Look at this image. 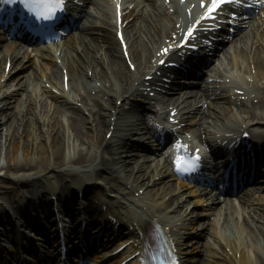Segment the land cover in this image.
Wrapping results in <instances>:
<instances>
[{
	"label": "bare ground",
	"instance_id": "6f19581e",
	"mask_svg": "<svg viewBox=\"0 0 264 264\" xmlns=\"http://www.w3.org/2000/svg\"><path fill=\"white\" fill-rule=\"evenodd\" d=\"M107 7V12L103 10V13L107 16H112L111 7ZM176 14H179L178 7H176ZM141 15L142 17H140ZM175 15H169L164 10L157 11L152 7L149 12L143 11L141 7L139 8L138 13L135 15L134 25L129 30L132 38L127 33L129 54L136 63V72L130 70L128 65L118 56L119 51L117 49V43L114 41L113 35H110L108 31V28L112 26L109 22H102L99 20L97 23L101 24L100 28L88 27V31L97 33L99 39V44H97L98 48L90 58L88 45L91 44V41L89 39H81L79 46L78 43L75 42V39L71 40V43L74 45V51L81 47V52L86 54L87 61H84L75 53L74 64L70 65L69 69L71 75L75 73L85 94L88 95L90 90L95 89L99 91L104 87L106 88L107 95L112 94L113 96L108 99V103V100H106L105 104L98 98H95L90 106L85 107L87 108V115L85 116L80 113V109L75 108L69 111L66 118L58 117L61 109L58 107H54L53 110L50 109V107L45 109L43 106V110L41 108L44 117L43 122L39 121V119H34L32 115L29 116L27 122V120H25L26 116L20 118V120L16 119L18 107L15 103L11 102L10 97H8L11 93L0 100V194L6 193V195H11V193L17 189L16 186L20 183L35 184L41 183L40 181H49L52 183L50 178L54 176L55 178L58 177L61 181L63 179L68 180V183L63 184L66 190L58 189L55 184L48 186V189L50 187H55V190H49L48 195L50 197L51 195H56L57 199L62 200V195L64 197L66 192L69 193L68 187H70L71 184L81 189L82 180H75L80 178L81 174L87 177L89 183H92L91 185H96V181H92L87 173L108 170L115 176L114 180L117 181L114 184L115 189L127 193H133L137 188L146 190L147 196L152 198V200L150 199L151 201L147 198L146 201L143 202L146 210L151 211L147 214L148 217L152 218L153 215H158L153 211V207L164 210L168 205L167 201L170 195H172V199L176 198V195L169 187V183L164 179L165 177L161 176L160 173L162 171L154 172L155 174L159 173L160 176L154 180L150 179L153 175L151 171H154L157 165L153 166L150 171L143 166L144 164L139 162L135 165L136 170L132 171V165L126 173V167L129 161L131 162V154L129 150L126 149L130 147V144H128V142L126 143L123 138H115L114 134L112 135L114 138L112 136L108 138L105 137V132L111 127L114 120L110 116L120 114L123 104H116L122 92L116 90L114 83L118 85L120 83L121 87L124 88L134 78L137 82L141 79L143 68L148 64L160 43L164 41V36H168L170 30H175L174 23L169 28L163 24L164 21L169 18L174 19ZM136 29L137 32H135ZM98 49H103V51L99 53ZM255 64L257 67L256 71L262 72L261 66L263 62L255 60ZM88 68L92 69L89 76L91 80L87 79ZM17 84H19V82ZM216 84V87H213L211 91L221 86L218 83ZM21 89H23L22 91L29 90V93L33 94L27 84L21 87ZM98 91H95L94 95H100ZM125 92L128 93V91ZM262 93H264L263 90ZM74 94L78 95L77 92H74ZM54 98H56V96H54ZM95 104L97 108L99 107L97 112H94ZM209 105L212 106V102L208 103V106ZM198 110L199 106L196 105L191 112L195 113ZM49 111H51L50 114ZM34 112L35 110L33 114ZM243 112L246 114V117L240 121L246 118L248 120H264V107H246L243 108ZM205 113L206 111L202 112L197 123L204 124L201 119L204 117ZM222 115L223 108L219 107L213 112L212 119L218 120ZM187 121L190 123L192 122L190 116L187 117ZM139 123L143 122L140 121ZM83 127H86L87 130L83 129ZM143 127H145V125H143ZM240 127V125L235 126L232 129L233 133H238ZM110 130H112V128H110ZM141 131L145 133L149 130L144 129ZM251 135L259 141L262 140V137L257 136L254 131H252ZM126 137H130V132H127ZM231 138L232 137L224 133L220 135V140ZM207 141L212 142L210 136H207ZM117 142L121 143L120 145H122V148L115 146L118 144ZM106 149L109 152L108 155H105ZM148 179L150 180L148 181ZM150 186H153L152 192ZM110 187H112V185L108 182V188L111 191L113 188ZM43 189L44 187L42 186V190ZM7 190L10 192L7 193ZM148 193L150 194L148 195ZM102 194L105 196L97 194V198L101 204H106L108 208L105 212L100 213V217L97 218V221L99 220V223L102 225V219L105 218L107 212H110L116 217V220L119 221L116 234V239L118 240L117 244L126 241L128 238L138 241L141 238L147 221L144 220V218H138L136 210L133 207L126 206L124 200L120 197H112L110 193L109 196L106 195L107 193ZM111 194L114 193L111 192ZM12 198L14 199V196ZM45 198L48 199L46 194H43L41 198L38 197V201H44ZM247 198L248 196H246V199ZM261 199L264 201L263 197ZM22 200L24 199L21 198L20 202ZM64 201H67V199H64ZM259 201L258 199L255 200V202L258 203H254L251 209L255 211L254 218L257 219L255 229L258 231V235L257 233L255 234V239L259 245L263 243V247L260 249L255 247L256 249L253 250V260L250 261L246 251L237 248L236 243L229 235H224V241L231 247L233 253L236 254V252H239L237 259L238 264H264V213L261 210V203ZM95 206L96 207L92 208L93 205L91 204V207H88V210L91 209V211H93V216L97 213L95 210L98 209L97 205ZM192 221L193 219L190 218V216L185 217L186 223H192ZM222 222L224 226L227 225V218L225 216H223ZM200 225L204 227L205 223H200ZM235 225L237 228L245 227L250 231V235L253 232V230H250V225L247 223L246 214L243 215L241 221L235 222ZM130 226L132 228L130 230L127 229ZM199 233L198 231V235ZM107 235V239H109L112 236V231L107 233ZM124 235L125 237L121 239V236ZM112 242L113 240L109 239L108 242L102 243V247L104 246L106 250L113 249L114 247H111ZM214 250L216 249L213 245L212 251ZM129 253L130 251H126L122 257H125ZM186 260L188 263L191 260H197V263L200 261L199 259L187 255ZM222 260L223 261L219 260V263L231 264L230 261H234V259H231V257L226 254L222 255ZM117 262L118 259L114 260L112 264H116Z\"/></svg>",
	"mask_w": 264,
	"mask_h": 264
},
{
	"label": "snow or ice",
	"instance_id": "6c2138e0",
	"mask_svg": "<svg viewBox=\"0 0 264 264\" xmlns=\"http://www.w3.org/2000/svg\"><path fill=\"white\" fill-rule=\"evenodd\" d=\"M25 7L32 11L38 20H50L56 13L58 9L63 8L64 0H22ZM260 2V0H257ZM15 3V0H0V5L2 4H12ZM226 3H235L240 5L242 0H200V6L205 10L202 12L200 17L195 23L188 27L186 33L184 34V39L180 41L181 45H184L188 38L194 35V30L198 24L205 19H213L215 13L220 9L221 5ZM195 47V45H193ZM163 52H167L168 49H162ZM163 63V61H161ZM182 145L177 142L176 147H181ZM186 147V146H185ZM199 160L198 150L197 155L191 158H186L180 155L176 156L175 165L178 171H191L196 164V161ZM153 260H157L158 257L153 256ZM160 264H176V259L174 256L170 260H164L160 258Z\"/></svg>",
	"mask_w": 264,
	"mask_h": 264
}]
</instances>
